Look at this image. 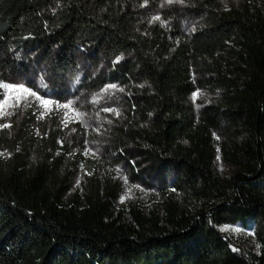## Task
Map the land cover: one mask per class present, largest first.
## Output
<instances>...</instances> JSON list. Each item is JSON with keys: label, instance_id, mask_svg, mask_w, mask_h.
Returning <instances> with one entry per match:
<instances>
[{"label": "trees", "instance_id": "16d2710c", "mask_svg": "<svg viewBox=\"0 0 264 264\" xmlns=\"http://www.w3.org/2000/svg\"><path fill=\"white\" fill-rule=\"evenodd\" d=\"M162 1L0 0V70L19 69L17 53L43 43L59 49L63 70L77 65L66 56L79 48L96 60L123 57L115 79L148 87L115 146L175 175L154 208H120L111 176L69 196L70 168L49 148L0 158V264H264V9L186 0L200 16L194 34L160 24L143 34L138 11ZM198 88L220 95L196 117ZM221 129L231 135L222 159L239 167L231 177L214 167ZM226 223L255 224L261 253L236 251L219 229Z\"/></svg>", "mask_w": 264, "mask_h": 264}, {"label": "rangeland", "instance_id": "374dc122", "mask_svg": "<svg viewBox=\"0 0 264 264\" xmlns=\"http://www.w3.org/2000/svg\"><path fill=\"white\" fill-rule=\"evenodd\" d=\"M245 1L220 0L227 9L240 7ZM256 2L264 9V0ZM153 24L191 36L200 25V16L186 0H163L158 5L144 4L138 11V26L143 34ZM62 56L53 44L43 43L17 53L23 62L19 69L0 70V84L23 85L50 102L44 106L27 93L0 89V125H10L0 127V158L9 159L24 147L33 152L38 147L49 148L47 153L70 168L72 198L83 193L86 179L111 176L120 187V208L134 202L147 210L154 208L162 201V191L173 189L174 173L144 162L136 148L118 150L114 142L116 130L126 124L130 105L138 101L137 90L148 86L115 79L113 70L123 57L96 60L79 48L74 51L75 57L66 56L75 59L77 65L63 70ZM97 80L103 83L99 88ZM219 95L198 88L190 97L195 116L215 103ZM68 102L70 108L61 107ZM53 136L57 137L56 143L51 139ZM230 136L226 129L214 131L217 149L214 167L223 177L239 172L238 166L222 159L221 143ZM219 229L233 241L236 251L261 253L255 224L226 223Z\"/></svg>", "mask_w": 264, "mask_h": 264}, {"label": "snow or ice", "instance_id": "6c2138e0", "mask_svg": "<svg viewBox=\"0 0 264 264\" xmlns=\"http://www.w3.org/2000/svg\"><path fill=\"white\" fill-rule=\"evenodd\" d=\"M169 2H171V0H169ZM158 19V17H157ZM111 87H115L114 85L111 86ZM0 89H4V90H10V91H20V92H23V93H27L28 96H31V97H34L36 100H38L40 102L41 105H44V106H47L50 102L40 96H38L36 94V92L32 91L31 89H28L27 87L23 86V85H13V84H10V83H2L0 84ZM3 95H7V91H5L3 93ZM20 104V101L17 100L15 102V106H19ZM61 107L67 109V108H70L71 107V102H68L67 104H64L62 105ZM105 111H109V109H104ZM8 115H10L11 113H7ZM0 127H10V125L8 124H4V125H0Z\"/></svg>", "mask_w": 264, "mask_h": 264}]
</instances>
